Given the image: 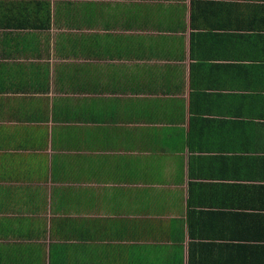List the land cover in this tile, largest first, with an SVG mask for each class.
<instances>
[{
  "label": "crops",
  "instance_id": "crops-1",
  "mask_svg": "<svg viewBox=\"0 0 264 264\" xmlns=\"http://www.w3.org/2000/svg\"><path fill=\"white\" fill-rule=\"evenodd\" d=\"M0 264H264V0H0Z\"/></svg>",
  "mask_w": 264,
  "mask_h": 264
},
{
  "label": "trees",
  "instance_id": "trees-1",
  "mask_svg": "<svg viewBox=\"0 0 264 264\" xmlns=\"http://www.w3.org/2000/svg\"><path fill=\"white\" fill-rule=\"evenodd\" d=\"M42 26L48 27V26H49V22H45V24L42 25ZM40 27H41V26H40Z\"/></svg>",
  "mask_w": 264,
  "mask_h": 264
}]
</instances>
